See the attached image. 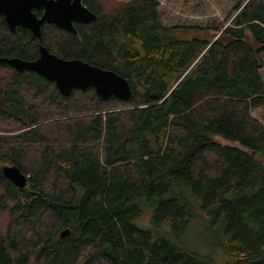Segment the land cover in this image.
I'll return each instance as SVG.
<instances>
[{
    "label": "trees",
    "instance_id": "16d2710c",
    "mask_svg": "<svg viewBox=\"0 0 264 264\" xmlns=\"http://www.w3.org/2000/svg\"><path fill=\"white\" fill-rule=\"evenodd\" d=\"M82 1L96 20L76 33L45 23L39 38L0 14V58L44 45L124 76L132 96L65 95L0 61V264H218L183 246L197 218L222 264H264V0L216 27L165 25L160 0Z\"/></svg>",
    "mask_w": 264,
    "mask_h": 264
},
{
    "label": "water",
    "instance_id": "95a60500",
    "mask_svg": "<svg viewBox=\"0 0 264 264\" xmlns=\"http://www.w3.org/2000/svg\"><path fill=\"white\" fill-rule=\"evenodd\" d=\"M37 11H42L41 15ZM0 14L12 31L18 26L27 28L42 38V26L55 24L61 29L76 33V23H88L96 20V14L82 0H0ZM19 71L29 70L44 78L54 81L60 91L69 95L74 89L94 87L103 98L114 95L122 100L132 96L129 81L110 69L92 65L82 59H65L41 45L40 56L34 60L20 57H3ZM3 172L7 179L19 188L27 185L28 178L17 165H4ZM69 230L61 232V236Z\"/></svg>",
    "mask_w": 264,
    "mask_h": 264
},
{
    "label": "rangeland",
    "instance_id": "374dc122",
    "mask_svg": "<svg viewBox=\"0 0 264 264\" xmlns=\"http://www.w3.org/2000/svg\"><path fill=\"white\" fill-rule=\"evenodd\" d=\"M113 2H127L129 0H110ZM242 0H160L159 12L163 24L180 27H216L226 24L232 9ZM230 22V21H229ZM227 22V23H229ZM264 59V53H263ZM264 80V67L261 69ZM252 115L264 124V106L252 111ZM19 132L1 131L3 134ZM223 143L241 147L238 142L220 139ZM243 148V147H241ZM249 151L248 149H245ZM136 223L142 227L150 225L149 218L138 219ZM183 246L203 255L215 256L218 264H222L220 250L216 236L207 223L200 218L194 219L183 237Z\"/></svg>",
    "mask_w": 264,
    "mask_h": 264
}]
</instances>
